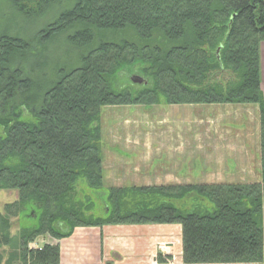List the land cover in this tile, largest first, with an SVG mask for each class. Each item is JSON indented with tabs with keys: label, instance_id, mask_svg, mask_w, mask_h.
I'll use <instances>...</instances> for the list:
<instances>
[{
	"label": "trees",
	"instance_id": "trees-1",
	"mask_svg": "<svg viewBox=\"0 0 264 264\" xmlns=\"http://www.w3.org/2000/svg\"><path fill=\"white\" fill-rule=\"evenodd\" d=\"M6 1L43 24L29 39L0 33V189L16 190L0 212V264H59L75 227L147 223L180 225L184 264L262 262L263 156L259 181L105 186L101 110L162 99L254 103L263 117L264 0ZM60 34L71 57L41 86L23 64ZM221 72L233 78L212 82ZM80 178L105 196L104 216L79 198Z\"/></svg>",
	"mask_w": 264,
	"mask_h": 264
},
{
	"label": "crops",
	"instance_id": "crops-1",
	"mask_svg": "<svg viewBox=\"0 0 264 264\" xmlns=\"http://www.w3.org/2000/svg\"><path fill=\"white\" fill-rule=\"evenodd\" d=\"M260 71L264 98V42L260 44ZM255 105L258 109L251 104L243 107L250 111L244 113L246 127L236 131L231 127L217 126L219 122L215 119L207 127L208 133H203L207 135L205 143L193 142L189 149L183 127L180 130L177 127L179 123L183 125V119L179 122L178 113L173 127L168 121L164 124V120L169 118H162L155 128L136 125L132 130L122 128L119 130L121 133L112 130V138L106 134L110 142L102 144L104 185L212 183L223 182L224 179L229 182L259 181L261 157L264 158V116ZM224 116L226 119L232 114L225 113ZM152 136L161 137L157 142L160 140L165 144L150 143L149 137ZM186 152L189 157L207 161L209 168L224 166L230 168V172L218 175L210 171L208 175L192 179L178 175V169L182 171ZM43 241V238L36 240L34 245H41ZM58 242L59 264H184L179 224L78 226L71 235ZM252 264H264V258L262 262Z\"/></svg>",
	"mask_w": 264,
	"mask_h": 264
},
{
	"label": "rangeland",
	"instance_id": "rangeland-1",
	"mask_svg": "<svg viewBox=\"0 0 264 264\" xmlns=\"http://www.w3.org/2000/svg\"><path fill=\"white\" fill-rule=\"evenodd\" d=\"M9 5L10 4H8L6 0H0V33L8 32L9 34H22L24 35V37H27L29 39L32 34L43 24L42 19L24 17L21 14H17V12H15ZM63 39L64 34H60L59 37L54 38L49 43L45 44V48L40 49L39 55L36 58H29L28 61L24 62L23 64V66L27 70L31 69L30 71L32 73V76H34L33 78H35L36 81H39V84H41V86H43L44 83H48L49 81H51V76L46 75L50 74L52 62L58 63V65H60L65 61L67 62L66 59H63V56L65 54L67 58L71 57V47H69L67 44H64ZM52 58H54V61ZM72 60L73 59H71V61ZM126 76H128L126 71H123L120 75L121 81L122 79L123 81H126ZM232 78L233 76L230 72H221L217 76L213 77L211 81L226 83ZM129 79H131L130 76ZM126 83L127 81L125 83H122L121 86L125 87ZM134 83H137L139 85L142 84L139 82ZM119 84L120 80L118 81V85ZM248 104H251V106L258 109L254 103H196L177 104L179 106H169L173 104H167L163 102L162 99L157 104L104 106L101 110V127L102 133L105 134V138L103 137L102 139V144H108L110 142L106 134L112 138V130L115 133H118L119 130H122V128L124 127H129L130 130H132V128L136 125L144 128H155L156 125H160L156 123H159L160 119L162 118H169L170 120H164V124L168 121L173 127L172 123H176L175 119L177 118L178 113L179 122L183 119V125L179 123L177 127L179 130L183 127L185 131V143L188 144L187 149H189V147L193 145V142L201 144L205 143L207 135H203V133H208L207 127L210 123L215 122V119L219 122L217 126L231 127V129H234L236 131H239L240 129L246 127L244 121V113L245 111H250L244 110L243 107H246L245 105ZM225 113L232 114V116L225 119ZM238 133L240 134V132ZM126 134H128V132ZM135 138L137 139V137ZM149 139L150 143L155 142L154 144L157 143V145L165 144L161 143L160 140L157 142V139H161V137L157 138V136H152L149 137ZM188 152H186V159L184 164H182L183 166L181 167L182 171L180 169H178L177 171L178 175H182L185 176V178L192 179L198 175H208L210 171L218 175H223L224 173L230 172V168H224V166L219 168H209L207 166V161L196 160V157L193 156L189 157ZM166 170L170 172L172 169H165V171ZM226 180L228 179H224L223 182H238L237 180L232 182ZM76 187L78 196L82 201H92L94 203L93 209L91 211L94 215L104 216L106 214V208L104 204L105 196H99L97 194L98 191L89 188L81 178L78 180ZM15 197L16 190L0 189V212H2L3 204L5 202L14 200ZM86 197H88V199ZM39 239L40 238H38L37 240Z\"/></svg>",
	"mask_w": 264,
	"mask_h": 264
},
{
	"label": "water",
	"instance_id": "water-1",
	"mask_svg": "<svg viewBox=\"0 0 264 264\" xmlns=\"http://www.w3.org/2000/svg\"><path fill=\"white\" fill-rule=\"evenodd\" d=\"M131 80H132L133 82L145 83L144 78H142V77L139 76V75H133V76L131 77Z\"/></svg>",
	"mask_w": 264,
	"mask_h": 264
}]
</instances>
